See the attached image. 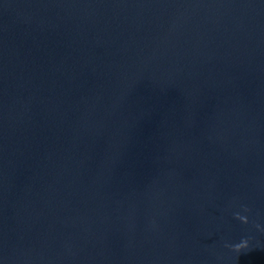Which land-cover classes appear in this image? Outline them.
Instances as JSON below:
<instances>
[{"label": "water", "instance_id": "obj_1", "mask_svg": "<svg viewBox=\"0 0 264 264\" xmlns=\"http://www.w3.org/2000/svg\"><path fill=\"white\" fill-rule=\"evenodd\" d=\"M0 264H264V0H0Z\"/></svg>", "mask_w": 264, "mask_h": 264}, {"label": "clouds", "instance_id": "obj_2", "mask_svg": "<svg viewBox=\"0 0 264 264\" xmlns=\"http://www.w3.org/2000/svg\"><path fill=\"white\" fill-rule=\"evenodd\" d=\"M244 211H247V209L245 208ZM234 216L236 219L240 220L241 223H247L248 222L246 216H242L239 213L234 214ZM246 246H247V241L242 240L239 244L234 246V249L238 251L239 249L244 248Z\"/></svg>", "mask_w": 264, "mask_h": 264}]
</instances>
